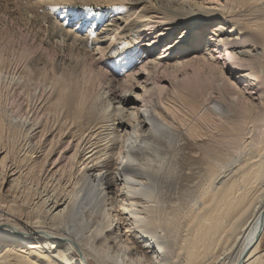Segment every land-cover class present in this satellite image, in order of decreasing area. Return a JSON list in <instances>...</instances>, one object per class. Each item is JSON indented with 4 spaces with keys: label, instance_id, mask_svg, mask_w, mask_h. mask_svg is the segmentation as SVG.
Instances as JSON below:
<instances>
[{
    "label": "bare ground",
    "instance_id": "1",
    "mask_svg": "<svg viewBox=\"0 0 264 264\" xmlns=\"http://www.w3.org/2000/svg\"><path fill=\"white\" fill-rule=\"evenodd\" d=\"M94 1L121 6L90 44L55 23L54 34L87 56L105 57L112 43L127 39L121 55L127 69L142 66L123 89L109 81L93 94L57 76L56 101L43 98L47 89L32 91L43 100L20 120L25 133H17L28 140L23 160L36 183L24 185L23 172L1 158L0 264H264V0ZM171 38L164 56H155ZM185 67L227 79L240 95L250 87L259 92L250 95L258 102L234 124L227 143L210 140L205 127L213 115L224 116V103L185 95L159 75ZM234 76L253 81L242 91ZM10 80L28 84L25 77ZM154 90L171 95L167 115L152 101ZM42 111L56 118L57 129ZM186 114L200 120L188 122ZM70 119L76 138L65 135ZM4 151L0 145V157ZM3 199L13 214L3 211ZM25 206L26 220L19 215Z\"/></svg>",
    "mask_w": 264,
    "mask_h": 264
},
{
    "label": "rangeland",
    "instance_id": "2",
    "mask_svg": "<svg viewBox=\"0 0 264 264\" xmlns=\"http://www.w3.org/2000/svg\"><path fill=\"white\" fill-rule=\"evenodd\" d=\"M40 1L41 0H0V75L2 74L4 77L0 79V104L7 107V109L0 107V117H3L2 120H0V145H2L5 150L1 153L0 161L3 156L7 157L9 160H7L8 164L11 168L13 167L23 172L25 181L23 182L24 185L27 184L26 186L32 185L33 183V185H35L36 182L34 181L35 178L33 179L34 176L28 173V168L30 167V162H28L29 159L26 158L23 160L28 150V147H26L28 140L23 135H19L17 131L25 133L20 128V120L31 117L36 110V107L34 108L35 102L39 100L41 102L43 98L50 100L49 103L57 100L59 92L51 81H55L57 76H64L70 79L71 84L77 85L79 90L90 88L92 89L91 92H94L93 94H98L106 88V83L109 81L117 86L123 83L121 84L123 85L121 86L123 89L126 82H131L129 76L136 74L133 71L139 70L142 66V63L138 62L139 64L135 69H127L126 61L123 58L125 55L123 57L121 56L123 55L122 45L129 43L127 39L123 41L124 43H112L108 48V50L111 51L109 52L107 50L105 57L102 56V54H97L99 51H93V56H87L82 47L77 48L71 43H64L63 39L55 35L52 30V24H58L68 30L71 29V32L74 36L76 35L77 38H88L87 41L90 44L91 40L94 39L92 34H98L100 32L106 21H108L109 14L113 13L112 10H118V7L121 6L120 3L107 4L94 0H74L71 3L47 4ZM200 1L203 2V0ZM249 16L252 15H248V18H251ZM245 27L247 29L245 30L249 31V28H247L248 25H245ZM209 32L210 31L206 32V37H210ZM88 33L90 36L87 35ZM79 34L81 35L77 36ZM258 38L259 44H262V37L258 35ZM171 40H173V38L170 40L165 39L158 44L155 49V56H158L163 46L168 44ZM187 43L186 49L188 50L189 47V50L185 53H190L192 51V46L189 41H187ZM115 45H117L118 48H114ZM92 46L90 45L88 48ZM131 53L133 54V52L128 54L131 55ZM162 54L159 55L163 57L164 55ZM175 54L180 56L183 53L176 52ZM140 57L141 59L138 61L141 62L144 60V54H141ZM151 59L152 58H149L148 60ZM229 62L230 61H227V63ZM229 64L232 65L231 62ZM132 65L129 64L130 68L133 67ZM238 70L246 72V69L244 70L240 67ZM92 71L94 73H92ZM192 71H194L192 67H185L181 68L179 72L159 73V75L167 80L165 83H167L169 88H172V86L176 84L179 86L181 93L185 95L197 96V99H199L200 96L207 94L209 98L213 97L216 100L220 99L225 105V109H223L224 116L220 114L213 115L212 121L205 123V127L206 130L209 131L208 133H210L208 136L210 140H218L219 144L227 143L231 140L235 131L234 124L243 119L244 112L249 109L252 103L258 102L255 98L258 97L259 92L257 89L251 87L250 90L246 89L245 84L253 81L251 77L241 80H238V76L231 78L232 81H235V84L242 88V91L245 89L247 90L244 95H240L237 93V89L229 84L230 82H228L227 79L216 75L213 76L214 73H194ZM27 73L30 74L28 75ZM238 74L242 73L239 72L237 75ZM259 75H261V73H255L254 77H259ZM11 77H15L16 79L25 77V79L29 80H26V83H28L27 85L25 84L27 88L25 85L21 88V85L13 81L11 82ZM45 84H48V86ZM221 84H224L223 88L225 92L222 90ZM262 85L263 84H260L258 87ZM35 88L39 89L38 93L40 90L43 91L44 89H47L48 92L44 94L45 96H43V98L37 96L34 99V97H31V94ZM160 91L154 90L150 97L152 101H154V104L157 105L158 109H160L164 115H167L169 106L171 105V95L167 92L162 94ZM250 95L255 98L252 99ZM174 99L181 100V97L176 94ZM50 106L49 111L51 112L53 111V107L51 104ZM49 111H47L48 115L42 111L40 117L44 119V122H48L49 125L56 126L54 129H57L59 123L56 122L57 120L52 114H49ZM184 118L187 119L188 122H196L200 120V115L186 114ZM2 124L4 125L1 126ZM76 132H79V130L75 124L71 123L70 119L65 129V135H70L72 133L76 138ZM87 134L88 132H86V135ZM192 186L194 187V185ZM192 189L191 194H193V196L190 197V199H193V197L195 199L197 189ZM8 200L3 199L4 204H2V207L4 209H2L9 213ZM23 209L20 210L19 215L23 214L21 216L26 220L28 219L26 218L28 216L27 212L30 211L29 209L27 211V207ZM21 211L23 212L21 213ZM10 213L13 214V212ZM14 215L18 217L17 213H14ZM148 235L153 234L149 232ZM262 249L264 251V241ZM171 251H173V249H171ZM92 264L97 263L92 261Z\"/></svg>",
    "mask_w": 264,
    "mask_h": 264
}]
</instances>
